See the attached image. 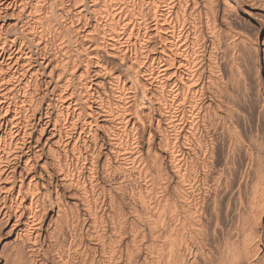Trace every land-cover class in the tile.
Segmentation results:
<instances>
[{"label":"bare ground","instance_id":"bare-ground-1","mask_svg":"<svg viewBox=\"0 0 264 264\" xmlns=\"http://www.w3.org/2000/svg\"><path fill=\"white\" fill-rule=\"evenodd\" d=\"M257 7L0 0L2 264H264V141L236 123L264 22L229 20Z\"/></svg>","mask_w":264,"mask_h":264},{"label":"rangeland","instance_id":"rangeland-1","mask_svg":"<svg viewBox=\"0 0 264 264\" xmlns=\"http://www.w3.org/2000/svg\"><path fill=\"white\" fill-rule=\"evenodd\" d=\"M255 7H256V6H255ZM259 8H260V7L249 9L250 12H252L253 17H249V18H248V15H246L245 13L243 14V13L240 12V11H238V12H235V11H234L235 13H234V12H231L232 15H233V13H234L235 15L238 14V17L235 16V15L232 16L231 14H230V15H231L232 17L229 16V20H230L231 24H234V25H232V26H233V27H234V26L237 27L236 29H237V30H240L241 32H243V34L246 33V34H245V35H246V38H248L247 35H250V37L253 36V38H254V37H255V38H256V37L259 38V36H260V28H259V23H258L259 21H258V19L261 18V19L263 20V22H264V15H263V14H264V11H262L261 8H260V9H259ZM252 10H253V11H252ZM259 11H260V13H261V15H262L263 17H262L260 14H259L260 17H258V16H259V15H258ZM253 12H254V13H253ZM255 12L257 13V15L255 14ZM239 13H240V14H239ZM254 15H255V16H254ZM242 16H244V17H242ZM245 16H246V17H245ZM240 17H241V18H240ZM234 18H235V19H234ZM244 18H245V20H244ZM256 18H258V19H256ZM246 19H249V20H246ZM242 20H243V21H242ZM256 20H257V21H256ZM235 27H234V28H235ZM238 28H239V29H238ZM263 31H264V27H263ZM244 32H245V33H244ZM257 33H258V34H257ZM245 35H244V36H245ZM263 36H264V32H263L262 35H261V38H260V40H259V44H261V42H262L261 39H263ZM255 38H254V39H255ZM251 39H252V38H251ZM251 39L248 38V42L245 41L244 44L242 43V44H243V47H241L242 45H240V47H239V49L241 48L240 50L242 51V50L244 49V45H245V49H244L245 51L243 50L242 52H240V54L243 53V54L245 55V56L241 55V56H242V61H243V62H244V61L246 62L247 60H249V61H248L249 63H248V62H247V64H246L245 62L243 63L244 65H245V64L247 65V67H246L247 69L250 68V65H249V64H251V67L256 66V68H257V64H259L258 62H260V65H259L260 67L263 66V64H264V62H263V58H262V57H263V53H260V52H259V54H257L256 51H253V50H254V47H251L252 45H250V43H253V42H252L253 39H252V41L250 42ZM247 43L249 44L248 46H249L250 48H248V46H246ZM252 48H253V49H252ZM247 49H251V51H253L254 53H253V52L251 53V51H250V50H247ZM222 51H223V48H222V50H221V52H220V56H222ZM246 52H247V53H246ZM248 52H249V53H248ZM248 54L250 55V57H251L252 55H255V56H254L255 58L252 56V58H253L254 60H255L257 57H259V58H257V59L255 60V61H257V62H255V61L253 60V61L256 63V65H254V62L252 63V58L250 59V57L247 56ZM256 55H257V57H256ZM243 57H245V58L243 59ZM247 57H248L249 59H247ZM221 60H222V59H221ZM223 60H224V59H223ZM250 60H251V61H250ZM258 60H259V61H258ZM222 62H224V63L222 64ZM221 64H222V66H223V65L225 64V61H221ZM248 65H249V66H248ZM253 65H254V66H253ZM223 67H224V66H223ZM244 67H245V66H244ZM254 68H255V67H254ZM256 68H255V71H256ZM247 69L244 68V70H246V71H247ZM250 71H251V72H249V70H248V73H250V74H248V75H249V76H248L249 79L246 77V81H247L246 83H248V84H247L248 87L250 86L249 89H248V91L250 90V91L248 92L250 95L247 94V95H245V97H242V98H244V99L246 100L245 102L250 101V103L248 102V105H247V103H246V105H247V106H246V105L243 103V100H244V99L242 100V98H241V101L239 102V106H240L239 113H243V115L240 114V115L236 118V119H237V120H236V123H237V126H238V124H239L238 122H241V121H240L241 119H242V120H243V119H246V120L251 119V120H253V119L257 116V117L253 120L254 123H253L251 120H250L251 122H247L246 120H243L244 123L241 122V123H243V124L240 123L238 129L241 131V134H242V131H244V133H245V132L248 133V134H244L243 136L250 137V136H248V135L253 134V135H251V136H252L251 138H254V135H255V134L257 135V133H258L257 131L260 130L259 133H258V135L256 136V138L258 137L259 139L257 138V140H259V141H260V139H262L261 141H264V140H263L264 137L261 138V135L264 136V134L262 133V132H264V121H263V120H264V117H263V115L260 114L261 117H263V118H261V117L259 118L260 109L257 110V107H258V108L261 107V105L259 104V102L261 103V101H260V99H259V96H260V95H259V93H258V91H257V90H258V87H257V90H256V88H255L256 86H258V81H257V80H258V76H257V73H256L257 71L255 72L254 69H252V68L250 69ZM254 72L256 73L255 75H253ZM246 75H247V72H245V76H246ZM254 76H256V78H255ZM261 77L264 78V73H263V75H261ZM250 78H251V79H250ZM248 81L250 82V85H249V82H248ZM255 81H256V82H255ZM256 83H257V85H256ZM250 88H251L252 90H251ZM251 91H252V92H251ZM256 91H257V92H256ZM250 92H251V93H250ZM253 92H255V93H253ZM257 93H258V94H257ZM256 94H257V95H256ZM248 95H249V97H248V101H247V99H246L247 97H246V96H248ZM255 95H256L258 98L255 97ZM258 95H259V96H258ZM250 98H251V99H250ZM252 98H253V99H252ZM260 98H261V96H260ZM261 99H262V98H261ZM253 100H254V101H253ZM256 100H257V101H256ZM241 102H242V103H241ZM249 104H250L252 107L249 106ZM257 104H258V105H257ZM256 105H257V106H256ZM242 106H243V108H242ZM244 106H246V109H244ZM248 106H249V107H248ZM254 106H256V107H254ZM251 108H253V109H251ZM252 110H253V111H252ZM256 110H257V111H256ZM243 111H246V112H243ZM251 111H252V112L255 111V112L252 113ZM258 111H259V112H258ZM256 112H257V113H256ZM249 113H250V114H249ZM251 113L254 114V115H252ZM247 114H248V116H247ZM241 115H242V116H241ZM244 115H245V116H244ZM249 115H250L251 118H249ZM251 115H252V116H251ZM255 115H256V116H255ZM240 116H241V118H239ZM243 116H244V117H243ZM246 117H247L248 119H247ZM209 119H210V118L206 119V121H205V123H206L207 126H209V124H210V127H208L209 130H208L207 126H205V133H208V132H209V133H208L209 136L205 134V137H206L207 140H208V144H210V142H212L211 139L214 137V133H215V131H216L215 135H217V136L214 137V139L216 138L215 141H214V139H212L213 142H215V144H213V146L219 144V146H217V147H219V148L217 149V148H215V147H216V146H215V147H214L215 149L213 148V150H214V151H217V154H218L219 160H220V157H222L221 160H220V162L222 163V160H224V159H223V156L225 155V154H224V150H225L224 147H226V149H227V145H228V144H227L228 142L224 143V141H228V140L226 139V138H228L227 135H226L227 133H226V134H222V133H224V131H221V130H223V129H221V130H217V129H218L217 126L214 127L213 122H212V124H211L212 118H211V120H209ZM239 119H240V120H239ZM262 119H263V120H262ZM207 120H208V122L210 121L209 124H207V123H208ZM256 120H257V121H256ZM262 121H263V122H262ZM245 122H246V124H245ZM258 122H259V123H258ZM260 122H261V123H260ZM248 123H250V127H252L253 129H251L250 127H248V126H249ZM252 123H253V124H252ZM257 123H258V124H257ZM259 124H260L262 127H261V126L259 127V126H258ZM240 125H241V126H240ZM245 125H246V127H248V129H250V130L247 131ZM251 125H252V126H251ZM253 125H257L256 127L254 126L255 129H254ZM212 126H213V127H212ZM218 127L221 128L220 125H219ZM258 127H259V128H258ZM216 128H217V129H216ZM240 128H241V129L243 128V129L241 130ZM261 128H262V129H261ZM210 129H211V130H210ZM212 129H213V130H212ZM258 129H259V130H258ZM206 130H208V132H206ZM254 130H256V131H255L256 133L254 132ZM262 130H263V131H262ZM213 131H214V132H213ZM218 131H220L221 136H220V134H219ZM211 132H213V133H211ZM249 132H250L251 134H249ZM260 132H261L262 134H261ZM210 133H211V134H210ZM254 133H255V134H254ZM259 134H261V135H259ZM222 135H223V136H222ZM211 136H212V137H211ZM219 136H220V137H219ZM259 136H260V137H259ZM208 137H209L210 141H209ZM221 137H222V138H221ZM225 137H226V138H225ZM247 137H245V138H246V139H249V138H247ZM219 139H223V140H221V141H223V142H220ZM255 140H256V139H255ZM218 141H219L220 143H219ZM217 142H218V144H217ZM221 143H222V144H221ZM223 144H225L226 146L223 145ZM210 145L212 146V143H211ZM221 147H222V149H224V150L221 151ZM220 151H221V152H220ZM225 151H226V150H225ZM218 152H219V153H218ZM222 152H223V153H222ZM226 152H227V151H226ZM226 152H225V153H226ZM220 153H221V155H219ZM222 154H223V155H222ZM242 154H243V153H242ZM225 156H226V155H225ZM240 156H241V153H240L239 156L237 157V160H239V159L241 158V159L239 160L240 162L238 161V162H239L238 165H240L241 168H242L241 160L243 159V155H242L241 157H240ZM239 157H240V158H239ZM219 160H218V161H219ZM218 161H217V164H218L217 167L220 166V167L222 168V164H221L220 162L218 163ZM223 162H224V161H223ZM220 164H221V165H220ZM238 165H235L237 168H233L234 175L237 174L238 172H240V174H241V172H242V169L239 168ZM223 166H224V165H223ZM235 166H234V167H235ZM217 167H216L215 170H216V171H219V168H217ZM238 168H239V169H238ZM217 169H218V170H217ZM212 170H214V169H212ZM220 170H221V169H220ZM237 170H240V171H238V172L236 173ZM216 171H211V173H214V174H212V176H213V175L216 176L217 174L219 175V173L221 172V171H219L218 173H215ZM238 174H239V173H238ZM238 174L235 175V177L240 175V174H239V175H238ZM212 176H211V179L214 177V176H213V177H212ZM211 182H212V181H211ZM86 241L89 243V245H92V246H93L94 242L92 243V241H91V240L89 241L87 238H86ZM2 245H3V244H2ZM2 245H1V246H2ZM2 262H3V259L0 258V264H2ZM3 263H4V262H3Z\"/></svg>","mask_w":264,"mask_h":264},{"label":"snow or ice","instance_id":"snow-or-ice-1","mask_svg":"<svg viewBox=\"0 0 264 264\" xmlns=\"http://www.w3.org/2000/svg\"><path fill=\"white\" fill-rule=\"evenodd\" d=\"M261 10L264 11V7H262Z\"/></svg>","mask_w":264,"mask_h":264}]
</instances>
